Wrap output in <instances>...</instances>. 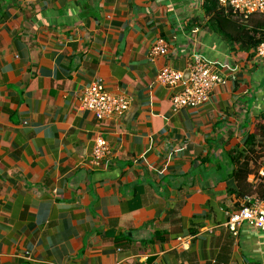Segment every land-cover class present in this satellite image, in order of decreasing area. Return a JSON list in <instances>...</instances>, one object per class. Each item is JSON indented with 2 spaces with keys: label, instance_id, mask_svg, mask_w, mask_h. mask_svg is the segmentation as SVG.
Returning <instances> with one entry per match:
<instances>
[{
  "label": "crops",
  "instance_id": "obj_1",
  "mask_svg": "<svg viewBox=\"0 0 264 264\" xmlns=\"http://www.w3.org/2000/svg\"><path fill=\"white\" fill-rule=\"evenodd\" d=\"M202 0H0V264H264L227 215L264 196V32ZM163 40L168 52L151 57ZM203 57L223 83L177 112L156 82ZM129 102L98 121L81 92ZM109 155L91 165L95 139Z\"/></svg>",
  "mask_w": 264,
  "mask_h": 264
},
{
  "label": "built area",
  "instance_id": "obj_2",
  "mask_svg": "<svg viewBox=\"0 0 264 264\" xmlns=\"http://www.w3.org/2000/svg\"><path fill=\"white\" fill-rule=\"evenodd\" d=\"M39 0H19L20 3H33ZM218 6L228 9L232 15L246 21L252 15L264 17V0H213ZM151 57H162L168 52L163 40L157 39L150 47ZM255 58L264 61V40L254 49ZM158 85L177 90L170 99L171 109L177 112L183 108L193 109L206 102L211 91L223 83V79L209 66L201 56L194 55L192 62L182 71L161 68L156 76ZM82 110L91 113L98 121H109L122 117L129 108V102L112 96L97 81L85 88L79 97ZM264 143V132H263ZM109 147L107 142L98 137L95 139L90 154L91 165L98 167L107 159ZM247 225L252 229L264 232V197L261 199L245 198L243 205L227 215L225 226L232 236L238 235V229Z\"/></svg>",
  "mask_w": 264,
  "mask_h": 264
},
{
  "label": "trees",
  "instance_id": "obj_3",
  "mask_svg": "<svg viewBox=\"0 0 264 264\" xmlns=\"http://www.w3.org/2000/svg\"><path fill=\"white\" fill-rule=\"evenodd\" d=\"M202 1L204 3H206V4H209L212 9L214 7L216 8L218 6L213 0H202ZM227 14L229 16L235 17L240 22L242 21L241 18L232 15L229 10H227ZM229 39H230V41L233 44L237 45V47L239 49H247V50L248 49H255V47L262 40H264V32H259V31H256V30L247 29V28H245L243 26H239V34L236 37H234V38L229 37ZM258 129L260 130L259 132L262 133L264 131V125L261 128L258 125Z\"/></svg>",
  "mask_w": 264,
  "mask_h": 264
}]
</instances>
